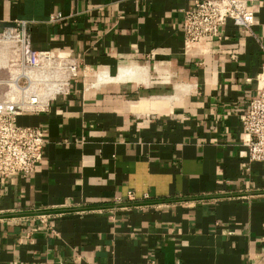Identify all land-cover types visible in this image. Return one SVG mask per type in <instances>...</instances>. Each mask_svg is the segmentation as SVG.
Listing matches in <instances>:
<instances>
[{
    "label": "crops",
    "instance_id": "1",
    "mask_svg": "<svg viewBox=\"0 0 264 264\" xmlns=\"http://www.w3.org/2000/svg\"><path fill=\"white\" fill-rule=\"evenodd\" d=\"M195 1L0 0V32L23 20L30 49L76 64L16 117L45 143L29 175H0V264H264V162L241 122L264 0L250 29L186 45Z\"/></svg>",
    "mask_w": 264,
    "mask_h": 264
},
{
    "label": "built area",
    "instance_id": "2",
    "mask_svg": "<svg viewBox=\"0 0 264 264\" xmlns=\"http://www.w3.org/2000/svg\"><path fill=\"white\" fill-rule=\"evenodd\" d=\"M254 1L196 0L190 9L184 11L181 25L184 43L190 45L204 39L219 38L221 28L228 21L236 27L250 29L254 23ZM51 18H61V15ZM0 37L13 38L23 51L20 65L25 73L20 77L23 76L28 83L25 88L17 84L19 89L14 91L21 97L15 102L0 99V175L20 173L27 176L42 159L45 141L39 127L20 126L16 117L24 111H42L52 96L66 92L70 77L76 74V64L66 51L30 49L26 44L27 23L23 20L6 28ZM55 59L62 64H56ZM42 80L46 82L44 92H35L36 82ZM241 122L248 160L264 162V62L256 76V92L248 109L241 115ZM38 218L48 226L44 216Z\"/></svg>",
    "mask_w": 264,
    "mask_h": 264
},
{
    "label": "rangeland",
    "instance_id": "3",
    "mask_svg": "<svg viewBox=\"0 0 264 264\" xmlns=\"http://www.w3.org/2000/svg\"><path fill=\"white\" fill-rule=\"evenodd\" d=\"M0 39V61H3L0 65V99L3 98L4 100L7 99L8 101L10 97H12L15 99H12L11 101L15 102L18 98L21 97V94L11 93V95H9L10 85L5 83V81L11 79L13 75H17L19 76L17 84L23 88L28 86V83H25L24 79L22 78L24 76L23 74L25 73V71L22 70V67L20 65V61L22 60L23 56V51L19 48L18 45L13 42L11 38L7 39L0 37ZM56 60L57 59H55V61ZM55 63H59V65L62 64L59 60ZM20 75L23 76L20 77ZM45 84L46 82H44L43 80L39 82L37 81L36 86L34 87L35 92L43 93Z\"/></svg>",
    "mask_w": 264,
    "mask_h": 264
},
{
    "label": "bare ground",
    "instance_id": "4",
    "mask_svg": "<svg viewBox=\"0 0 264 264\" xmlns=\"http://www.w3.org/2000/svg\"><path fill=\"white\" fill-rule=\"evenodd\" d=\"M13 39V38H11ZM3 61H0V65L2 64ZM19 76H15L13 75V77L7 81H5V83H7L8 85H10V91H9V95H11V93H14L16 94V92L14 90H17L19 89L18 86H17V80H18ZM2 82V81H1ZM60 87H58L59 89ZM12 90V91H11ZM10 99H15V98H12L10 97Z\"/></svg>",
    "mask_w": 264,
    "mask_h": 264
}]
</instances>
